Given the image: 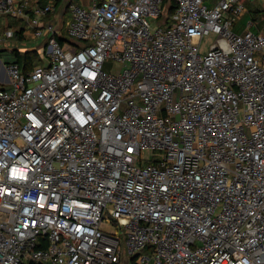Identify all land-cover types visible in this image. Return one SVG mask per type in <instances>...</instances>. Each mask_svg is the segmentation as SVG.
I'll use <instances>...</instances> for the list:
<instances>
[{
  "label": "built area",
  "instance_id": "1",
  "mask_svg": "<svg viewBox=\"0 0 264 264\" xmlns=\"http://www.w3.org/2000/svg\"><path fill=\"white\" fill-rule=\"evenodd\" d=\"M28 7L0 0V44ZM67 9H30L43 66L0 65V264H264V34L232 31L242 2Z\"/></svg>",
  "mask_w": 264,
  "mask_h": 264
},
{
  "label": "crops",
  "instance_id": "2",
  "mask_svg": "<svg viewBox=\"0 0 264 264\" xmlns=\"http://www.w3.org/2000/svg\"><path fill=\"white\" fill-rule=\"evenodd\" d=\"M28 2V16L22 19H16V18H6L1 21V27L3 28V31L12 33V36H15L17 41L22 42L20 45L21 47H18L17 45H13L11 48H6L4 42L3 44H0V52H6V61L4 64H7L8 62L13 61L12 54L13 52L17 51L19 54H24L27 52H34L39 46L40 50L42 49V40H36L32 36V26L30 25L31 21V14L30 9L34 6H45V5H53L54 6V12L49 14L46 17L47 22H53L58 19L63 18L64 16L68 15L67 12L65 13V8L69 4H76L81 7H88L94 0H26ZM242 4L244 5V12L240 16V18L233 24L232 31L235 34H243L246 31H251L255 34H264V0H240ZM205 4L209 7L214 6L217 3V0H204ZM65 13V14H64ZM15 23H18L21 25L20 27H17ZM21 36V37H20ZM10 37V38H11ZM9 38V39H10ZM24 40V41H23ZM29 41V46L28 43ZM34 41H38L39 44L37 47H34L33 43ZM19 42H13L14 44H17ZM24 42V43H23ZM35 66H38L37 63H35ZM5 83V81H4Z\"/></svg>",
  "mask_w": 264,
  "mask_h": 264
},
{
  "label": "rangeland",
  "instance_id": "3",
  "mask_svg": "<svg viewBox=\"0 0 264 264\" xmlns=\"http://www.w3.org/2000/svg\"><path fill=\"white\" fill-rule=\"evenodd\" d=\"M66 17H68V15ZM15 24H16L17 27H20L21 26L18 23H15ZM17 39L18 38H16L15 36H13L10 39H8L7 40V43L5 44L6 48H11V47H13V45H15V46L17 45L18 47H21L22 45H20V43H22V42L17 41ZM213 39L214 38H213L212 35L207 36V37H204L203 40H202V42H201V50L202 51L206 50L208 48V46L210 45V43L213 42ZM13 42H19V43L14 44ZM37 42L38 41H34V43H33L34 47H37L39 45ZM26 43H28V45H25V46L28 47L29 46V41H27ZM5 53L6 52H0V65L4 64L5 61H6L5 60L6 59V54ZM31 54H35V57H33V59H32L34 61L33 63H37L38 66H43L44 61L42 59H40V54H42V52L40 50V46L36 50H34V52L31 53ZM103 68H104V70L106 72H109L110 70L116 68V66L113 65V64L107 63V64H105L103 66ZM0 85L7 86V83H1L0 82ZM141 157H142V159L150 160L151 157H152V152L150 150H143L141 152Z\"/></svg>",
  "mask_w": 264,
  "mask_h": 264
},
{
  "label": "trees",
  "instance_id": "4",
  "mask_svg": "<svg viewBox=\"0 0 264 264\" xmlns=\"http://www.w3.org/2000/svg\"><path fill=\"white\" fill-rule=\"evenodd\" d=\"M171 5H173L172 2H171ZM67 8H68V6L65 8V13L68 10ZM59 41H60V43L62 42V40H59ZM31 53H33V52H27L24 54H19L17 51H15L12 54L13 61H11V62L17 63L20 66L21 71L23 73H27L33 68V66L35 64V63H33L34 61L32 60L33 57H35V54H31ZM8 63H10V62H8Z\"/></svg>",
  "mask_w": 264,
  "mask_h": 264
},
{
  "label": "water",
  "instance_id": "5",
  "mask_svg": "<svg viewBox=\"0 0 264 264\" xmlns=\"http://www.w3.org/2000/svg\"><path fill=\"white\" fill-rule=\"evenodd\" d=\"M5 83H7V80L5 81Z\"/></svg>",
  "mask_w": 264,
  "mask_h": 264
}]
</instances>
